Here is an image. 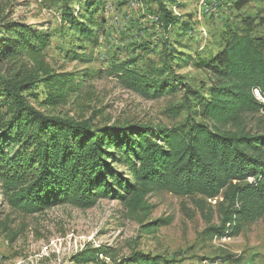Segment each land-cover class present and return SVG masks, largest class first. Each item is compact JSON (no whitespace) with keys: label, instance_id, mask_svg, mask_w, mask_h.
<instances>
[{"label":"trees","instance_id":"obj_1","mask_svg":"<svg viewBox=\"0 0 264 264\" xmlns=\"http://www.w3.org/2000/svg\"><path fill=\"white\" fill-rule=\"evenodd\" d=\"M4 0H0V4ZM39 0L61 16V32L72 47L68 60L89 62L82 54L85 40L99 42L97 27L87 18L96 2ZM163 28L180 20L169 8L177 0H155ZM250 0H238L241 10ZM93 3V4H92ZM214 34L209 52L188 54L165 49L164 62L151 70L119 64L109 73L125 88L144 98L184 91L181 104L169 110L186 120L171 127L151 123L94 122L83 103L85 86L97 78L92 69L68 71L47 59L52 34L39 25L13 19L0 9V186L12 212L37 213L61 203L80 209L94 207L101 198L119 200L128 214L142 216V228L155 233L165 219L144 222L154 211L149 196L168 190L183 197L200 195L205 212L209 199L220 198L221 222L210 225V236H234L264 216V131L247 129L248 118L264 111V18L237 14ZM105 22V21H104ZM183 23L184 30L189 29ZM58 30V29H57ZM56 30V33H57ZM55 33V31H54ZM209 47V46H208ZM150 50L147 43L138 47ZM192 55V56H191ZM193 65L207 80L197 89L176 70ZM86 84V85H85ZM77 105L81 114H53L47 109ZM100 112V111H98ZM124 164L126 171L115 165ZM4 230L7 223H4ZM115 249L88 245L73 255L75 264H161L159 256L135 252L112 263ZM167 262V260H166Z\"/></svg>","mask_w":264,"mask_h":264},{"label":"rangeland","instance_id":"obj_2","mask_svg":"<svg viewBox=\"0 0 264 264\" xmlns=\"http://www.w3.org/2000/svg\"><path fill=\"white\" fill-rule=\"evenodd\" d=\"M94 1L93 13L87 14V18L94 20L92 24L103 20L105 25L103 30L97 27L98 43L82 42L85 49L81 52L92 59L89 62L65 57L64 51L72 45L59 28L61 16L57 10L45 9L39 0H4L0 9L13 19L39 25L52 34L47 59L55 68L64 67L68 71L90 68L97 72L98 77L85 84L83 98L87 116L95 114L96 123H151L167 127L182 124L187 110L184 108L175 116L169 108L184 101V91L144 98L125 88L108 69L136 59L127 67L151 70L164 62L165 49L177 48L178 42L187 46L179 50L188 54L206 47L205 52H209L214 48L209 40L224 30L227 23L237 21L239 12L264 18V0H250L241 10L234 7L238 0H177L178 5L170 4L169 8L180 20L166 31L155 0ZM84 3L85 0H76L74 4L76 10L81 8L80 12L86 14L82 10ZM183 23H188L189 29L184 30ZM256 30L264 32V25H257ZM143 43L149 44V51L138 48ZM176 72L197 89L207 80L192 64ZM46 112L81 114L76 104ZM247 129L264 131V111L249 116ZM115 166L127 169L124 164ZM199 199L200 195L183 197L168 190L151 194L149 201L155 208L144 222L165 219L169 223L155 233H146L142 216L128 214L114 198H101L89 209L61 203L42 212L25 214L9 209L0 186V264H75L74 254L88 245L101 244L115 249L114 259L107 258L108 263L139 252L161 257V264H264V216L237 235L210 237L206 228L221 222L220 198L209 199L205 212L197 206ZM4 223H7L5 230Z\"/></svg>","mask_w":264,"mask_h":264},{"label":"built area","instance_id":"obj_3","mask_svg":"<svg viewBox=\"0 0 264 264\" xmlns=\"http://www.w3.org/2000/svg\"><path fill=\"white\" fill-rule=\"evenodd\" d=\"M257 99H258L260 102H261V100H264V98L261 97V96H258Z\"/></svg>","mask_w":264,"mask_h":264},{"label":"bare ground","instance_id":"obj_4","mask_svg":"<svg viewBox=\"0 0 264 264\" xmlns=\"http://www.w3.org/2000/svg\"><path fill=\"white\" fill-rule=\"evenodd\" d=\"M255 93H256L257 96H260V93H259L258 90H255Z\"/></svg>","mask_w":264,"mask_h":264}]
</instances>
